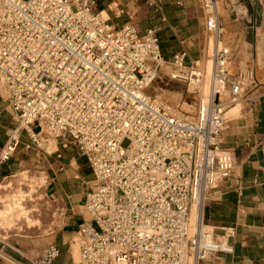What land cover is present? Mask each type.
I'll list each match as a JSON object with an SVG mask.
<instances>
[{"label": "built area", "instance_id": "built-area-1", "mask_svg": "<svg viewBox=\"0 0 264 264\" xmlns=\"http://www.w3.org/2000/svg\"><path fill=\"white\" fill-rule=\"evenodd\" d=\"M221 1L201 0L206 31L218 33L207 92L200 61L188 66L183 52L171 64L170 79L197 99L190 113L148 94L165 64L158 28L141 36L130 14L117 27L95 0H0V84L17 123L0 159L22 144L44 149V130L86 157L94 181L76 237L79 264H204L233 253L232 230L217 236L203 212L235 170L222 148L227 114L255 104L257 80L219 40ZM58 256L52 245L37 264Z\"/></svg>", "mask_w": 264, "mask_h": 264}, {"label": "crops", "instance_id": "crops-1", "mask_svg": "<svg viewBox=\"0 0 264 264\" xmlns=\"http://www.w3.org/2000/svg\"><path fill=\"white\" fill-rule=\"evenodd\" d=\"M95 3L96 9L117 27L124 25L130 14L141 36L158 28L160 52L166 64L161 74L169 73L178 53H186L188 66L201 61L206 33L204 54L210 46L211 36L206 31L201 0H95ZM119 11L123 12L120 16ZM251 97L253 106L236 107L228 112L234 116L241 111L229 119L223 133L222 148L233 153L235 170L230 178L210 191L203 212L205 224L217 236L232 230L228 240L234 251L212 257L204 264H264V87L254 88ZM16 127L7 95L0 91V156ZM53 144L51 154L35 148L33 153L22 144L8 160L0 159V190L10 186L3 184L12 172L31 160L47 179L44 218L35 229L37 233L0 235V264H37L52 245L59 250L52 264H79L75 240L79 226L87 220L83 206L94 174L86 157L71 143ZM11 212L9 208L0 214ZM42 228L44 231H40Z\"/></svg>", "mask_w": 264, "mask_h": 264}, {"label": "rangeland", "instance_id": "rangeland-1", "mask_svg": "<svg viewBox=\"0 0 264 264\" xmlns=\"http://www.w3.org/2000/svg\"><path fill=\"white\" fill-rule=\"evenodd\" d=\"M219 8L222 16L221 23L224 28L219 40H221L223 46L232 49L237 63H241L242 67L253 70L257 87H264V0H222ZM239 9L246 16L236 19L233 10L240 11ZM206 37L207 33L204 37L205 41H203L200 63V66L203 67H205L204 56L207 52L204 54ZM0 91L7 95L1 84ZM148 94L169 102L172 106L180 109H183L180 106L181 104L191 105L190 109H185V112L190 113L194 112L197 102L196 97L187 93L186 85L171 80L169 74L160 73L157 80L148 89ZM246 107H248V104L243 102V105L238 106L237 109ZM240 112L234 116L227 114V117L232 119L238 116ZM43 139V146H45L43 151L51 154L54 151L53 143L55 140L47 130H44ZM23 140L28 141L25 134ZM128 144V141H124L123 147H127ZM31 151L35 152L32 149ZM45 152L43 154L47 155ZM41 171L38 164L31 160L12 172L8 179H5L6 181L4 180L3 185L10 186L0 190V212L9 208L12 209V212L6 215L0 214V235L8 236L9 234L16 235L19 233L20 236H29L37 233L35 229L39 228L41 225L40 219L43 221L44 218V191L47 183L45 174ZM16 203H20L22 206H18ZM40 231H44V229L42 228ZM75 244L77 245V239Z\"/></svg>", "mask_w": 264, "mask_h": 264}, {"label": "bare ground", "instance_id": "bare-ground-1", "mask_svg": "<svg viewBox=\"0 0 264 264\" xmlns=\"http://www.w3.org/2000/svg\"><path fill=\"white\" fill-rule=\"evenodd\" d=\"M104 16V15H103ZM209 35L211 36V43H210V46L206 52V55L204 56L205 57V66L207 67V77H206V86H205V93L207 92V88H208V82H209V73H210V68H211V58H212V54H213V50H214V47L217 45L218 43V33H215L214 31H211V32H208ZM201 63V61H200ZM165 64H162V66H164ZM171 73V68H170V71L168 74ZM166 102V101H165ZM169 103V102H167ZM170 104V103H169ZM240 105H243V102H238L235 106H233L230 110H232L233 108H236ZM180 106H182V110L185 111L190 109L191 108V105H186L185 104H181ZM54 143H56V141H54ZM200 209H201V212H202V207H200V203L198 201H195L193 202L192 204V209H191V221L195 224L196 221L198 220V217L200 218L201 216V212H200Z\"/></svg>", "mask_w": 264, "mask_h": 264}, {"label": "water", "instance_id": "water-1", "mask_svg": "<svg viewBox=\"0 0 264 264\" xmlns=\"http://www.w3.org/2000/svg\"><path fill=\"white\" fill-rule=\"evenodd\" d=\"M4 255V254H3ZM5 256V255H4ZM7 257V256H6Z\"/></svg>", "mask_w": 264, "mask_h": 264}]
</instances>
